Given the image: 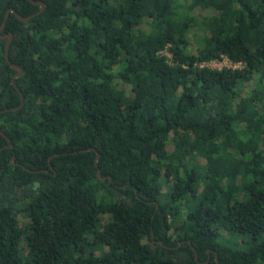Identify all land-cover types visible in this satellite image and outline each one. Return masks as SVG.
Returning <instances> with one entry per match:
<instances>
[{
    "label": "trees",
    "instance_id": "trees-1",
    "mask_svg": "<svg viewBox=\"0 0 264 264\" xmlns=\"http://www.w3.org/2000/svg\"><path fill=\"white\" fill-rule=\"evenodd\" d=\"M34 1L0 0L35 13L0 30V264H264V0Z\"/></svg>",
    "mask_w": 264,
    "mask_h": 264
},
{
    "label": "water",
    "instance_id": "water-1",
    "mask_svg": "<svg viewBox=\"0 0 264 264\" xmlns=\"http://www.w3.org/2000/svg\"><path fill=\"white\" fill-rule=\"evenodd\" d=\"M29 1L38 5L39 8H38V10L36 11V13L40 12V11L43 9V7H44V3L41 2V1H34V0H29ZM9 12H11V13H12L17 19H19V20H21V21H24V22L27 21L31 16H33V15L35 14V13H33V14H30V15H28V16H26V17H21V16H20L19 14H17L12 8H8V9L4 12L3 20H2L1 25H0V30H1L2 27L4 26V23H5V20H6L7 14H8ZM0 37H6V41H5V44H4V52H5L4 55H5V58L7 59V56H6V48H7L8 42H9L10 39H11V34H10V33H7V34H5V35H0ZM10 66H11L12 68L18 70V73L14 74V75L12 76V79H11L10 83H11V85L13 86V88H14V89L17 91V93H18V96H19V99H20V104H19V106H20V105H22V103H23V98H22V95H21L20 91L18 90V88H17L16 85L14 84V82H13V78H15V77L18 76V75H21L22 73H21V71H20V69H19L18 66L14 65V64H10ZM5 110H7V109H2V110H0V111H5ZM0 134L3 135V133H2L1 131H0ZM8 146L11 147L10 144H8ZM97 173H98V172H97Z\"/></svg>",
    "mask_w": 264,
    "mask_h": 264
},
{
    "label": "rangeland",
    "instance_id": "rangeland-1",
    "mask_svg": "<svg viewBox=\"0 0 264 264\" xmlns=\"http://www.w3.org/2000/svg\"><path fill=\"white\" fill-rule=\"evenodd\" d=\"M201 11H199V9L198 8H196V9H194V11H193V14H197V13H200ZM223 64H225V62L224 61H221V62H214V63H212V66H221V65H223ZM121 87L124 89V91H125V93L126 94H128L129 93V88H128V86L127 85H121ZM19 223L20 224H26V222H27V220L26 219H24L23 217H19Z\"/></svg>",
    "mask_w": 264,
    "mask_h": 264
},
{
    "label": "built area",
    "instance_id": "built-area-1",
    "mask_svg": "<svg viewBox=\"0 0 264 264\" xmlns=\"http://www.w3.org/2000/svg\"><path fill=\"white\" fill-rule=\"evenodd\" d=\"M166 56H168V54H166ZM221 61H224L225 64H223L221 66H216V65L215 66H212V63H214V62H221ZM204 65H206L208 67H212V68H220L222 66H224V67H235L236 66V64H233V63L229 62V60H227V58H225V57H221L218 60H212V61L206 62V63H204Z\"/></svg>",
    "mask_w": 264,
    "mask_h": 264
}]
</instances>
